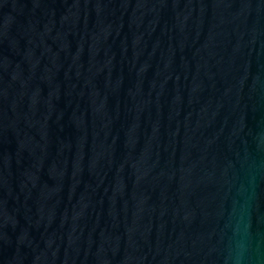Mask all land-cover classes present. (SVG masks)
Wrapping results in <instances>:
<instances>
[{"label":"water","instance_id":"1","mask_svg":"<svg viewBox=\"0 0 264 264\" xmlns=\"http://www.w3.org/2000/svg\"><path fill=\"white\" fill-rule=\"evenodd\" d=\"M0 264H264V0H0Z\"/></svg>","mask_w":264,"mask_h":264}]
</instances>
